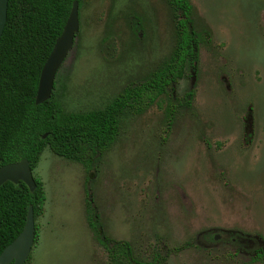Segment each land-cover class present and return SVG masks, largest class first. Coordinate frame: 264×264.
<instances>
[{"label":"rangeland","instance_id":"rangeland-1","mask_svg":"<svg viewBox=\"0 0 264 264\" xmlns=\"http://www.w3.org/2000/svg\"><path fill=\"white\" fill-rule=\"evenodd\" d=\"M189 1L201 36L196 73L126 112L92 176L43 151L32 175L45 202L25 264H110L86 223V191L103 233L139 259L264 264V0ZM78 10L52 91L65 111L103 109L172 52L165 0H83Z\"/></svg>","mask_w":264,"mask_h":264},{"label":"trees","instance_id":"trees-1","mask_svg":"<svg viewBox=\"0 0 264 264\" xmlns=\"http://www.w3.org/2000/svg\"><path fill=\"white\" fill-rule=\"evenodd\" d=\"M83 0H8L0 38V166L26 159L31 171L45 149L82 165L87 174L115 142L120 119L138 114L155 103L187 69L195 71L201 36L194 28L189 0H166L174 29L170 56L144 81L125 87L103 109L68 112L51 97L35 105L40 71L69 16L72 3ZM56 82L54 81L53 90ZM186 94L192 97L193 93ZM186 96V98L188 97ZM184 103L189 104L188 100ZM30 193L22 182L0 186V253L21 232L29 206L34 222L41 214L45 194L41 182ZM86 223L108 255L110 264H161L157 256L137 258L129 244L107 237L86 191ZM35 224V240L37 239ZM34 240V242H35ZM259 260L264 263V256Z\"/></svg>","mask_w":264,"mask_h":264},{"label":"water","instance_id":"water-1","mask_svg":"<svg viewBox=\"0 0 264 264\" xmlns=\"http://www.w3.org/2000/svg\"><path fill=\"white\" fill-rule=\"evenodd\" d=\"M7 1L0 0V38L3 33L6 16ZM79 29L78 2L74 1L69 16L60 36L56 39L52 50L40 71L35 105L46 102L52 94L55 76L73 47L76 33ZM5 182L17 184L22 182L30 193L36 184L26 159L0 166V186ZM35 240V222L33 209L29 206L26 221L21 232L0 253V264H25Z\"/></svg>","mask_w":264,"mask_h":264},{"label":"flooded vegetation","instance_id":"flooded-vegetation-1","mask_svg":"<svg viewBox=\"0 0 264 264\" xmlns=\"http://www.w3.org/2000/svg\"><path fill=\"white\" fill-rule=\"evenodd\" d=\"M165 2H166V0H165ZM190 2V1H189ZM167 4V3H166ZM191 4V3H190ZM168 6V5H167ZM169 8V7H168ZM170 11V10H169ZM78 16H79V10H78ZM192 20H193V11H192ZM173 21V20H172ZM193 23H194V21H193ZM133 26L135 27V31L136 32H138V31H140V27L138 26V24L137 23H134L133 24ZM174 40H175V36H174ZM200 48V47H199ZM199 51H200V49H199ZM196 71H197V66H196V69H195V71H192L191 69H187V71H185V75H184V77L187 75V73H196ZM183 77V78H184ZM188 92V91H187ZM187 92H185L184 94H183V98H182V102L184 103L186 100H188V102L190 103L191 102V97L190 96H188V94H186ZM193 93V92H192ZM186 96H188L187 98H186ZM95 166V165H94ZM94 166H93V169H94ZM84 171H85V169H84ZM86 172V171H85ZM93 170L91 171V173L90 174H87V175H89V176H92L93 174ZM116 241H119V240H116ZM123 242H125V241H123ZM129 244V243H128ZM130 246V245H129ZM130 248H131V246H130ZM132 250V249H131ZM133 252V251H132ZM260 256H264V251H259V253H258V257H257V259L259 260V257ZM109 260V259H108ZM260 261V260H259Z\"/></svg>","mask_w":264,"mask_h":264}]
</instances>
